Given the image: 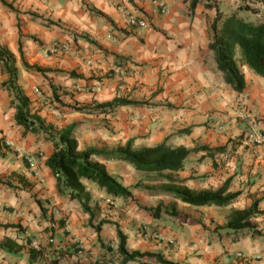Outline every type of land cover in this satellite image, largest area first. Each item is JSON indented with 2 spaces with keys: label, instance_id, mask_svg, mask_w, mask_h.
I'll use <instances>...</instances> for the list:
<instances>
[{
  "label": "crops",
  "instance_id": "obj_1",
  "mask_svg": "<svg viewBox=\"0 0 264 264\" xmlns=\"http://www.w3.org/2000/svg\"><path fill=\"white\" fill-rule=\"evenodd\" d=\"M3 1L13 9L0 1V46L15 57L16 85L28 98L31 114L55 130L75 124L78 150H111L128 140L136 149L161 142L188 149L220 148L212 156L205 152L190 155L182 170L171 175L193 191L215 190L229 181L228 191L240 196L226 207H194L160 194L149 196L173 204L194 221L163 214L153 218L137 206L150 207L138 200L144 191L133 189L144 174L123 162L96 158L110 174L120 166L136 179L125 182L111 174L131 190L133 200L112 197L83 180L94 214L90 223L78 203L57 193L56 179L45 164L52 144L16 124L14 95L0 87V178L9 182H0V241L9 238L22 246L17 252L0 249V264H29L30 246L42 251L37 264H121L115 252L117 230L125 236L128 252L160 253L174 263L264 264V216L252 220L260 235L226 228L232 209H244L257 200L258 210L264 211V145L244 140L250 123L264 135V78L243 67L246 85L241 94L223 82L208 49L215 9L207 10L201 2L191 13L185 0H166L165 14L150 0ZM221 1L225 0L216 5L222 14L235 11L223 12ZM249 1L264 8V0ZM260 12L262 17L256 13L257 19L246 21L264 20V11ZM130 15L144 18L148 26L130 27ZM55 41L71 51L53 52ZM21 59L52 72L27 71ZM7 79L0 70V84ZM115 97L148 104L119 107L110 115L83 114L71 108ZM241 108L248 112L247 119L239 117ZM186 129L190 132L182 133ZM108 200L128 206L104 211ZM95 219L116 226L103 224L96 233ZM143 222L150 226L147 236ZM3 224L18 227L5 229ZM128 264L153 263L135 260Z\"/></svg>",
  "mask_w": 264,
  "mask_h": 264
},
{
  "label": "trees",
  "instance_id": "obj_2",
  "mask_svg": "<svg viewBox=\"0 0 264 264\" xmlns=\"http://www.w3.org/2000/svg\"><path fill=\"white\" fill-rule=\"evenodd\" d=\"M0 1L4 6L13 9L11 5L6 4L3 0ZM216 1L218 0H185V2L189 3L191 13L194 12L196 6L201 2H204L205 9H215L216 14L210 24L211 39L208 49L213 55L216 70L221 74L223 82L229 85L235 93L241 94L246 85L242 71L243 67L264 78V20L250 22L238 15L239 10L253 14L258 12V9L253 6L246 5L247 2L254 3L249 0H240L244 5L239 6L236 11L227 15L219 11ZM15 62L13 54L0 46V70L8 75V79L1 83L0 87H7L14 95L12 104L15 105L16 109L15 122L23 127L26 132L42 135L45 141L52 144V152L45 164L56 179L57 193L59 196L67 197L70 201L78 203L82 210L89 215L90 223L94 219V214L88 206L90 194L82 184L83 180L94 183L99 189L104 190L107 195L115 198H131L133 200L131 190L119 183L107 171L105 165L97 161L96 158L105 162H123L130 165L136 172L144 174L143 181L159 183L161 186L158 188L141 187V182L134 185L133 189L143 188L148 196L160 194L194 207H226L233 204L240 196L239 192L228 191L229 181H226L215 190L193 191L184 186L183 180L175 179L171 175L182 170L184 161L190 155L197 152H205L207 155L212 156L213 152L222 150L220 148L210 149L200 146L188 149L184 146L172 147L165 142H161L156 146L136 149L133 148V141L128 140L123 145L111 150L91 147L78 150L75 124L55 130L52 126L46 125L39 116L30 113L29 100L16 85L17 72L14 66ZM21 64L27 71L52 72L38 66H30L23 59H21ZM53 72L61 73L62 71ZM67 74L72 78H80L73 72H68ZM147 104V101H133L115 97L106 103L94 104L90 107L71 108L75 112L83 114L110 115L119 107L129 106L136 108ZM188 132H190L189 129L182 131L185 134ZM0 182L9 185V182L3 181L1 178ZM137 206L142 212L153 218H158L163 214L183 222L189 221L193 223L194 221L186 213L178 211L173 204L159 202L155 207ZM257 206L258 201L256 200L244 209H232L228 216L226 228L232 231L249 229L254 236L260 235L261 231L256 230L252 224V220L255 218L264 216V211L258 210ZM103 224L116 226V223L102 219L93 227L96 233L100 232ZM1 227L7 229L18 226L3 224ZM117 237L118 245L115 252L121 257V264H128L135 260L148 261L153 264H179L164 259L160 253L128 252L125 247L126 238L119 230H117ZM31 243L32 241L30 240L29 246ZM21 248V245H17L15 241L9 238L0 241V249L2 250L17 252ZM77 251H75V254H78ZM41 252V249H33L30 246L29 264L36 263L40 258ZM59 255L52 261L56 262Z\"/></svg>",
  "mask_w": 264,
  "mask_h": 264
},
{
  "label": "rangeland",
  "instance_id": "obj_3",
  "mask_svg": "<svg viewBox=\"0 0 264 264\" xmlns=\"http://www.w3.org/2000/svg\"><path fill=\"white\" fill-rule=\"evenodd\" d=\"M221 2H223V4L222 3H220V7H221V10L223 11V12H228L230 9L232 10L233 8H235V11L237 10V8L239 7V6H242V5H244L240 0H239V3H237L236 1H221ZM251 5H252V3H250ZM249 3L247 4L246 3V5H250ZM237 5H238V7H237ZM254 8H256V9H258V12H257V14L258 15H260L261 17H262V14H261V12L260 11H264V8L262 9V8H260V7H258V5H252ZM238 13H241V16H242V18L243 19H245V20H249V19H257L256 18V16H255V14H253V13H251V12H248V11H243V10H239L238 11ZM36 95H38L39 97L41 96V92L39 91V90H37L36 91ZM56 102V101H55ZM58 103V102H57ZM164 106V105H163ZM162 107V106H161ZM242 109V108H241ZM246 111V110H245ZM248 113V112H247ZM100 123H101V121H100ZM98 125H99V123H97ZM141 143V142H140ZM139 143V144H140ZM139 144L137 145V146H139ZM116 165H120V164H116ZM113 171V172H112ZM112 175L117 179V180H120V181H122V180H124L125 182L127 181V180H130V181H133V180H135L136 179V177H134L133 175H129L128 173L126 174L125 173V171L124 170H122L121 168H120V166H117V167H114L113 169H112ZM144 177H145V175H141L140 176V182H141V187H144V186H148V187H160L159 186V184H156L157 186H154V184H149V182L147 183L146 181H143V179H144ZM119 181V182H120ZM145 183L146 184H148V185H145ZM151 185V186H150ZM153 185V186H152ZM142 190L144 191V189H140V192H142ZM139 195V194H138ZM140 196H142V198H140ZM138 200H140V201H142V204H144L145 206H153V205H155L156 203H159L160 202V200L159 199H156V198H149V196H147L146 194H145V192H144V194L142 193V194H140L139 195V198H138ZM164 201H167V200H165L164 199ZM113 202V203H112ZM168 204H171V203H168ZM104 205V207H103V210L104 211H108V212H110V211H112V210H116V209H124V208H126L127 206H128V204H126L125 202H116L115 200H108L105 204H103ZM96 223H97V220L95 219L94 220ZM93 221V222H94ZM120 221H121V218H120ZM142 221V220H141ZM148 225L149 224H146V222H143V224H141V228L144 230V232H145V234H146V236L149 234V227H148ZM145 228V229H144Z\"/></svg>",
  "mask_w": 264,
  "mask_h": 264
},
{
  "label": "built area",
  "instance_id": "obj_4",
  "mask_svg": "<svg viewBox=\"0 0 264 264\" xmlns=\"http://www.w3.org/2000/svg\"><path fill=\"white\" fill-rule=\"evenodd\" d=\"M112 1L114 3L119 2V0H112ZM150 1L152 2L153 5H155L158 8L161 14H165L167 12L168 7L166 4V0H150ZM127 23L130 27H135L140 29L146 28L148 26V23L144 18H139L136 15L128 16ZM51 47L53 52L63 51L64 53H69L71 51V48L68 45H64L57 41L53 42ZM238 113H240L239 117L243 119L248 118L247 111L241 109L238 111ZM244 140L249 145H264V135L258 130L256 125H254L253 123H250V125L248 126V130L245 131Z\"/></svg>",
  "mask_w": 264,
  "mask_h": 264
}]
</instances>
